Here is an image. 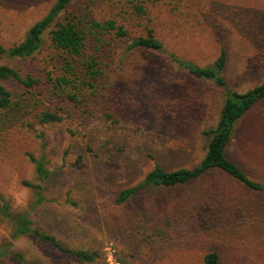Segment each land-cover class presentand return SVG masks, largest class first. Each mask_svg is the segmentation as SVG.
Masks as SVG:
<instances>
[{
    "label": "rangeland",
    "instance_id": "1",
    "mask_svg": "<svg viewBox=\"0 0 264 264\" xmlns=\"http://www.w3.org/2000/svg\"><path fill=\"white\" fill-rule=\"evenodd\" d=\"M54 1L0 0V48L21 41ZM135 3L73 0L70 6L127 30L124 37L110 35L100 90L107 104H94L87 116L13 85L21 103L0 125V204L28 212L35 226L66 246L97 252L96 259L78 261L30 233L13 237L0 214V247L9 243L11 250L0 264H204L209 251L219 252L220 264H264V191L209 172L181 185L141 186L124 202L116 198L156 164L192 166L205 154L203 130L217 121L221 90L178 68L170 53L204 66L225 47L233 89L264 80V0H150L144 13ZM149 28L165 50H129L130 39ZM61 60L49 38L34 57L11 59L0 51V64L22 73L55 71ZM61 107L62 121H39L41 111ZM228 155L264 181V100L238 123ZM31 156L44 159L47 179L39 178ZM34 185L42 186L41 202Z\"/></svg>",
    "mask_w": 264,
    "mask_h": 264
},
{
    "label": "trees",
    "instance_id": "2",
    "mask_svg": "<svg viewBox=\"0 0 264 264\" xmlns=\"http://www.w3.org/2000/svg\"><path fill=\"white\" fill-rule=\"evenodd\" d=\"M135 1L134 7L137 12L144 13L145 2L150 0ZM72 2L73 0H55L47 13L27 29L21 41L8 48H0L8 58H30L41 50L45 40L49 38L53 48L62 54L61 65L57 70H48L40 75L22 73L15 66L0 64V125L21 103L20 98L14 100L16 95L13 93V85L25 91H32L31 89L35 91L34 93L38 91L40 96L50 101L68 102L87 116H93L94 104L101 101L100 105H105L109 102V98L100 90L104 89L106 69L109 66L107 59L112 38L110 35L116 38L124 37L127 30L118 25L115 19L98 20L83 14L82 11L70 9ZM129 42V50L135 48L161 52L165 50L152 28L147 30L146 35L131 38ZM170 57L178 68L186 70L196 78L212 81L221 90L222 105L217 121L213 126L203 130L208 138L205 154L192 166L166 169L156 164L138 185L121 189L117 194V201H126L141 186L181 185L197 180L209 172L222 174L252 192L264 191V181L251 176L242 163L228 155L238 123L256 104L264 100V80L245 91L233 89L225 76L229 57L225 47L221 48L219 56L213 63L204 66L180 58L174 53H170ZM66 112L63 107L55 110L46 109L40 112L39 121L42 124L60 122ZM108 117L112 115L109 114ZM31 160L35 162L39 178L47 179L50 171L44 159L31 156ZM34 187L38 189L37 201H43L45 198L42 186ZM0 214L9 221L13 237L33 234L41 241L53 244L63 253L74 256L81 262H93L97 257L95 251L64 245L54 234L35 226L28 212L13 211L8 202L0 204ZM8 245L9 243H5L0 247V257L11 251ZM14 254L21 257L18 252ZM220 258L218 251H209L204 256V264H220Z\"/></svg>",
    "mask_w": 264,
    "mask_h": 264
}]
</instances>
